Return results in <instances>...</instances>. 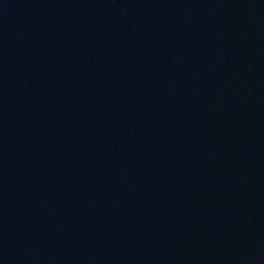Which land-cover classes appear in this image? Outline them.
Instances as JSON below:
<instances>
[{
    "label": "water",
    "instance_id": "95a60500",
    "mask_svg": "<svg viewBox=\"0 0 264 264\" xmlns=\"http://www.w3.org/2000/svg\"><path fill=\"white\" fill-rule=\"evenodd\" d=\"M0 264H264V0H0Z\"/></svg>",
    "mask_w": 264,
    "mask_h": 264
}]
</instances>
